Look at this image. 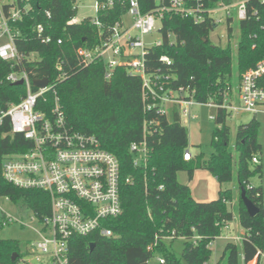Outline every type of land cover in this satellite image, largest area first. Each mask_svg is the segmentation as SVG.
Segmentation results:
<instances>
[{
  "label": "trees",
  "instance_id": "trees-1",
  "mask_svg": "<svg viewBox=\"0 0 264 264\" xmlns=\"http://www.w3.org/2000/svg\"><path fill=\"white\" fill-rule=\"evenodd\" d=\"M72 1L34 0L33 10L14 22L13 27L19 31L16 44L20 51L26 56L35 53V59L24 58L14 67L0 60V113L25 95L24 84L5 80L11 70H24L32 82L47 78L50 88L41 96L37 107L49 111L57 98L67 125L94 134L102 147L119 160L122 211L105 222L114 234L109 237L95 232L72 235L67 264H148L156 254L164 260L160 264H207L212 252L210 243L221 236L224 226L234 219L230 205L235 196L231 188H221L217 198L197 201L189 185L177 180V172L187 171L190 179L196 169H206L220 185L233 180L230 127L226 124L231 113L219 105L224 92L232 94L229 90L236 77L230 39L226 45L210 41L209 33L215 25L207 16L195 22L191 16L169 14L162 21L163 43L151 48L146 56L147 73L162 77L166 89L182 87L193 91L198 103L213 101L218 104L210 140L212 156L206 160L199 154L184 160L189 146L188 129L181 124L177 105H170L167 115L153 109L147 111L142 101L141 77L118 66L107 79L103 61L97 60L90 65L80 62L75 50L81 45L95 43L97 28L89 20L66 23L75 14ZM140 2L145 10L154 6V0ZM214 2L216 0H210L209 4ZM247 6V18L238 22L236 72L255 66L264 56V5L259 0H250ZM46 9L51 12L50 17ZM107 14L112 19L114 12ZM38 23L46 28L44 35H51L50 42L42 43L37 36L35 26ZM232 31L233 28L228 27L229 36ZM168 34L174 38L169 39ZM57 38H63L62 44L56 43ZM161 55H167L171 63L159 60ZM150 120L152 123L146 126L144 136V123ZM237 127L234 142L239 191L237 213L245 230L241 239V259L243 264L254 259L258 264L264 254V201L261 187H254L250 180L255 174H262L261 126L254 115L249 122ZM142 140L146 141L148 152L145 160L135 165L129 146ZM29 146L22 134L11 132L10 118L3 116L0 122V196L21 202L42 217L50 209L47 194L38 188L8 183L1 174L3 158L24 152ZM255 155L259 162L253 163ZM126 178L130 180L125 181ZM241 186L258 206L256 216L247 213L240 196ZM3 221L0 215V229L6 225ZM177 238L184 241L180 256L172 249V242ZM90 243H94L92 249ZM224 248L222 264H239L237 245L227 241ZM14 252L18 253L15 261L12 260ZM24 255L17 240L0 236V264H24L18 258Z\"/></svg>",
  "mask_w": 264,
  "mask_h": 264
},
{
  "label": "built area",
  "instance_id": "built-area-1",
  "mask_svg": "<svg viewBox=\"0 0 264 264\" xmlns=\"http://www.w3.org/2000/svg\"><path fill=\"white\" fill-rule=\"evenodd\" d=\"M33 1L0 0V60L13 67L20 65L24 58L30 60L36 57L35 53L26 56L20 51L16 44L19 31L13 27L14 22L33 10ZM209 1L154 0V6L145 10L140 0H95L94 16L78 20L76 0H73L72 10L75 14L66 23L78 24L89 20L97 28V41L92 45H81L75 50L80 62L90 65L97 60L103 61L104 77L107 79L115 67H124L129 74L141 77L145 110L153 109L167 115L168 107L175 104L181 117L186 115L195 119L197 115L191 111L197 102L193 91L182 87L166 89L162 77L147 73L146 56L149 50L163 42L162 39L145 42L143 38L151 36L156 30L162 35V21L169 14L191 16L195 22L207 16L215 28L218 23L226 24V31L228 27L234 28V21L238 23L247 18V3L250 0H216L211 5ZM259 1L264 5V0ZM44 11L50 17L51 12L47 9ZM113 12V18L110 19L107 13ZM35 28L42 43L52 40L51 35H44L46 28L41 23ZM168 36L171 39V35ZM62 42L63 38L56 39L58 45ZM159 60L171 63L167 55H161ZM57 67L61 70L60 63ZM20 79L25 85V95L0 113V122L7 115L11 132L22 134L30 146L24 152L6 155L1 164V174L4 180L13 185L43 190L50 200L47 215L39 217L33 212L39 222V228L35 231L40 238L30 243L25 250L28 255L22 256L20 262L30 264L35 259L37 264H67L72 235L84 236L95 232L109 237L114 234L105 222L117 217L122 211L119 160L102 147L100 139L94 134L68 126L57 98L49 111L37 107L41 96L49 90V84L45 88L33 89V82L24 70L13 69L5 77L10 83ZM237 92L238 104H233L232 94L224 92L219 105L230 112L242 110L253 114L260 105H264V56L255 66L244 71ZM206 103L218 106L213 101ZM151 123V120L144 123V136L147 134L146 126ZM129 147L133 164L139 165L145 160L148 152L145 140L134 141ZM191 157L187 149L183 158L188 160ZM251 161L259 162L258 156L255 155ZM1 216L4 224L13 220L6 212ZM158 261L163 263L164 260L159 257Z\"/></svg>",
  "mask_w": 264,
  "mask_h": 264
},
{
  "label": "rangeland",
  "instance_id": "rangeland-1",
  "mask_svg": "<svg viewBox=\"0 0 264 264\" xmlns=\"http://www.w3.org/2000/svg\"><path fill=\"white\" fill-rule=\"evenodd\" d=\"M95 0H76V18L79 20L80 18L86 16H94L95 12L93 10V4ZM233 1V0H231ZM236 1V0H234ZM233 31L228 35L226 31V24L218 23L217 27L210 31L209 39L214 44L226 45L228 39L232 44V58H233V74L236 76L233 80V85L229 90L233 96V104L236 105L239 102L237 86L241 79L243 78V72H236V49H237V40L239 37V28L237 21L233 22ZM156 25L159 27L158 22ZM171 39H173V35L170 34ZM145 42L151 41L152 39L161 40L162 35L159 31H154L151 36H146L143 38ZM216 106L208 103H194L191 107L192 113L197 115V118L192 119L188 116L182 115L181 124L183 127L188 129V150L191 152L193 158L197 155L201 154L204 159H209L213 154V148L210 145V140L212 138V133L214 130V122L213 116L216 112ZM258 111L256 114L251 112H246L242 110L231 111L230 115L226 119V124L230 127V148L232 150V161H233V180L231 182H225L219 184L217 179L212 175V173L206 169H196L193 173L192 178L189 179L188 173L185 170H180L177 172V180H179L183 184H188L190 187L191 195L198 201H208L217 198L218 190L221 188H231L233 191V195L235 196L234 200L230 205V209L232 213H234V219L229 222V229L226 230L228 234L224 233L222 237H217L210 243V248L212 249L211 256L207 262V264H216L219 262L222 264L225 261L224 253V245L227 241H232L239 248L240 257L239 264L242 263L241 259V239H242V231L237 213V198L239 195V191L237 190L236 184V151L234 149V142L236 138L237 126L239 124L249 122L254 115H256L257 120L260 123L261 130L259 140L262 144L261 153H259L260 161H262V174L259 176L255 174L251 177L250 183L254 187L259 186L262 190L263 201H264V105H260L258 107ZM253 166V165H252ZM6 212L12 217V221L4 227L0 229V236L5 239L17 240L20 243V248L23 252H25L26 248L30 246L34 240L40 238V235L37 234L35 229L39 228L38 219L35 217L33 211L23 205L21 202H13L9 199H5L3 196H0V215ZM224 230V228L222 229ZM226 235V237H225ZM237 237V239H236ZM183 239L177 238L172 242V249L177 256L181 255L182 247H183ZM27 256L28 254L25 253ZM21 259V257H18ZM159 254H156L148 264H160L158 261ZM30 264H37L35 259L31 260ZM259 264H264V255L261 256Z\"/></svg>",
  "mask_w": 264,
  "mask_h": 264
},
{
  "label": "water",
  "instance_id": "water-1",
  "mask_svg": "<svg viewBox=\"0 0 264 264\" xmlns=\"http://www.w3.org/2000/svg\"><path fill=\"white\" fill-rule=\"evenodd\" d=\"M15 84H23V80L20 79ZM48 84H49V80L47 78L33 79V85L36 88H45ZM240 196L242 198V201L244 203V206L246 208L247 213H249L250 216H256L259 208L246 195V190L243 186H241V188H240ZM93 246H94V243H90V249H92ZM17 256H18V253L14 252L12 254V260L15 261Z\"/></svg>",
  "mask_w": 264,
  "mask_h": 264
},
{
  "label": "crops",
  "instance_id": "crops-1",
  "mask_svg": "<svg viewBox=\"0 0 264 264\" xmlns=\"http://www.w3.org/2000/svg\"><path fill=\"white\" fill-rule=\"evenodd\" d=\"M193 157V156H192ZM198 201V200H197ZM229 223H228V226H227V228H225L224 230H222V231H225L224 233H226L227 231L226 230H228L229 229ZM243 233H242V236L244 235V233H245V230L244 231H242ZM223 232H222V234H224ZM226 234H228V233H226ZM220 238V237H219ZM264 254H262L261 256H263ZM260 259H261V257H260ZM254 262H256V260L254 259V260H252V261H250V262H248V264H253Z\"/></svg>",
  "mask_w": 264,
  "mask_h": 264
}]
</instances>
